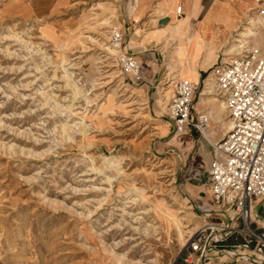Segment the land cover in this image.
<instances>
[{
    "label": "rangeland",
    "instance_id": "1",
    "mask_svg": "<svg viewBox=\"0 0 264 264\" xmlns=\"http://www.w3.org/2000/svg\"><path fill=\"white\" fill-rule=\"evenodd\" d=\"M118 8L119 0H0V264L202 263L185 261L187 243L152 209L167 202L192 228L186 239L213 220L194 202L210 194L208 173L205 184L191 179L189 142L174 136L168 103L181 78L168 64V38L165 58L132 78L100 46L112 45ZM247 22L226 48L264 54V22ZM204 93L218 104L209 141L192 134L212 148L231 117L216 89Z\"/></svg>",
    "mask_w": 264,
    "mask_h": 264
},
{
    "label": "built area",
    "instance_id": "2",
    "mask_svg": "<svg viewBox=\"0 0 264 264\" xmlns=\"http://www.w3.org/2000/svg\"><path fill=\"white\" fill-rule=\"evenodd\" d=\"M255 2L263 4L264 0ZM181 9L179 4V14ZM258 12L264 22V8ZM110 35L111 44L123 51L122 30L113 27ZM260 50L239 45L235 51L219 54L210 69L216 94L224 100L233 121L232 129L212 145L214 156L207 178L214 208L223 216L205 221L189 237L188 263L222 252L241 259L242 264H264V219L256 212V203L264 199V54ZM118 58L124 73L142 78L141 63L133 55L123 51ZM174 84L168 103L174 135L184 133L189 126L203 135L211 117L207 112H197L192 118L197 87L184 78Z\"/></svg>",
    "mask_w": 264,
    "mask_h": 264
},
{
    "label": "crops",
    "instance_id": "3",
    "mask_svg": "<svg viewBox=\"0 0 264 264\" xmlns=\"http://www.w3.org/2000/svg\"><path fill=\"white\" fill-rule=\"evenodd\" d=\"M179 4L182 6L180 14L177 12ZM262 8L264 3H256L255 0H119L117 19L119 28L125 36L123 51L141 62L142 78H146L145 70L150 68L147 62H152L155 67L159 61H162L161 56L165 58L161 51L164 50V41L168 38L166 44L169 48V67H176L177 76L189 80L197 87V90L200 82L204 81L205 84L199 102L194 103L192 118L195 119L197 112H207L213 117L218 110V104L216 101L203 97L207 82L212 80V75L209 74L210 69L215 64L217 56L228 50L225 44L240 24L243 21L246 22L250 15L256 14ZM162 44L164 47L161 46ZM150 73L151 69H149V76ZM203 73L209 74L205 80L202 79ZM214 100L222 102L224 109H227L224 101L218 98ZM203 104L211 105L212 110L206 111ZM228 122L224 123L227 128ZM193 131L194 128L189 126L184 133L174 136L183 134L187 137L190 145L187 154V159L189 158L187 162L190 164L188 167L195 174L191 179L202 185L205 184V172L208 173L214 154L213 148L204 139H194ZM215 134L216 131L213 128L211 138L217 141V134ZM206 139L209 141V137ZM194 202H197L198 209L207 218L212 217L213 220L222 218V213L214 208V200L210 194L201 192L200 200L194 199ZM256 212L261 219H264V199L256 203ZM213 256L226 257L222 252L213 253L206 256L201 264ZM226 259L229 262L242 264L239 258L226 257Z\"/></svg>",
    "mask_w": 264,
    "mask_h": 264
},
{
    "label": "bare ground",
    "instance_id": "4",
    "mask_svg": "<svg viewBox=\"0 0 264 264\" xmlns=\"http://www.w3.org/2000/svg\"><path fill=\"white\" fill-rule=\"evenodd\" d=\"M261 15H260L259 12H257L256 14L250 16L248 18L247 25H249L250 27H252V29L255 28V27H258L261 23H263V17ZM102 24H105L106 26H110L111 25L110 22L107 20V18H105V19L102 20ZM100 46L104 50H106L108 53H111V55H113V56H121V54L123 53V51L120 48L114 47L113 45L108 46V45H105V44H101ZM66 71H67L66 77H71L70 76L71 74L68 72L67 69H66ZM211 81H212V82H210L211 84L210 83H208V84L206 83L207 84V87H206L207 90H209L211 86H212L213 90L215 89V82H214L213 76H212V80ZM216 97L218 99H221L218 96H216ZM222 101H224V100H222ZM221 107L223 109L224 108V105H222ZM232 127H233V121L230 119L229 122H228V129H231ZM210 128H211V124H209V129L208 130H205L204 133H203V136L205 138L207 137L208 131L210 130ZM105 160L107 161V163L111 167L116 166V161H115V158L113 156H111V157H109V158H107ZM156 203H157V201H156ZM156 203H153L152 209L155 210V211L160 212L166 218V220L169 222V224L171 225V227H173V229H174V231H175V233H176L179 241L183 245H185V243H187V241L189 239V238L186 239V234L191 233L192 228L191 229H188V230L186 229L187 226H185L180 221L179 216H178V213L175 210H173L171 208V206L167 202H161V203L158 202L157 204ZM164 217H163V219H164Z\"/></svg>",
    "mask_w": 264,
    "mask_h": 264
}]
</instances>
